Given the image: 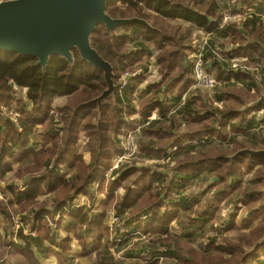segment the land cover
<instances>
[{
  "label": "trees",
  "instance_id": "1",
  "mask_svg": "<svg viewBox=\"0 0 264 264\" xmlns=\"http://www.w3.org/2000/svg\"><path fill=\"white\" fill-rule=\"evenodd\" d=\"M228 1H233L238 5L248 2V0H110L108 9L114 17H132L135 15L150 19L144 12L143 6L145 4L149 10L156 12L158 16L166 19H179L189 24V26L183 27L180 24L177 27L168 26L163 28L158 22L159 19H157L153 22L164 34L158 31L144 30L140 35L143 39L120 34L116 36L114 44L110 41L103 27L97 29L93 44L114 65L117 74L128 67H132L133 70L140 68L143 70L141 75L129 77L128 86L123 92L119 93L117 105H114L112 100H106L103 120L99 127L96 126L98 105L91 104L82 107L81 105L99 96L106 89V83L103 74L84 62L77 53V63L74 68L62 58L55 57L51 61L46 74L42 72L40 67L35 66L37 60L34 58L0 54V110L2 105L13 100L15 94L18 95L19 93V97L25 101V104L16 112L20 127L23 129L22 133H18L17 126L8 116L0 113V173L5 175L13 172V176L4 188L0 183V189L11 194L6 202L0 200V215L6 220L9 229L5 239L14 234L16 244L18 247L24 248L25 255L35 257L36 253L32 250V247H35L39 254L47 258L49 256L47 253L51 247L62 248L64 243L71 240L67 236L59 242L55 230L52 235L49 234V231L48 233L40 231V228H45L46 225L48 227L47 221L51 216L60 215L59 222H64L66 218H69L68 221H65V227L68 229L73 230L75 225L83 226V230L73 231L72 234L74 239L81 243V246H85L86 243L83 252H88L87 238L94 233V228L100 224L101 221L97 222L102 220L103 213H91L93 209L88 206L75 208V200L83 195L89 201H96V196L92 194V192L96 194V183L93 180L107 181V170L112 165L115 156L123 152L121 140L116 137L117 134L125 135L129 129L135 128L141 123L145 124L156 109L161 111L162 118H166L170 112V107L163 98L165 93H169L170 88L176 85L177 88L185 91L193 83L194 78L188 77L190 69L186 66V62L181 65L179 61L176 62V58L182 53V50L189 48V32L192 29L196 31L198 28L211 34L208 40L209 50L205 56V61L207 69L217 79V86L214 91L218 88V85H225V89H232L238 86L239 82H242L241 91L245 93L231 95L234 106L227 112H221L219 109L213 110L210 106L204 104L212 122H218L220 129L219 126H207L203 129L186 132L195 142L180 147L178 151L168 156L169 162L165 168L169 169L168 166L171 167V164L174 163L175 169L173 170L175 172L165 174L154 168L147 167L143 169V167L132 166L119 175L118 181L115 182L116 185L118 183L120 185L121 181L125 182L136 177L132 181V186L122 196L121 202L115 207L120 222L124 224L125 234L120 235V228H117L112 232L115 237L120 235L117 244H109L111 239H108L106 245L91 244L90 250L93 249L94 253L99 254L97 264H125L128 259L138 256L135 255V251L143 253L140 250L144 238L138 237V235L146 237V234L141 231L144 228L143 223L147 222L158 226L159 232L155 235L158 236L155 242H163V245L153 251L166 247L168 253L165 255L171 254L177 257L172 251V247H169L167 237H165L167 233H171L183 239L202 238L203 241L196 246L201 253L209 254L213 250L221 252L220 262H215L213 258L206 257L203 260L198 258L197 262L193 264H247L253 258H256L257 264H264V260H260L255 254L243 257L245 250L242 243L238 245H221L217 241L219 236H209L208 231L213 228L210 226L211 216L204 211L198 213L197 217L194 218L198 201L190 199L185 192L187 186L194 185L195 181H199L201 177L198 178V175H194V171L182 176L178 174L185 173L184 170L186 169H204L207 166L206 163L210 160L213 161L211 166L216 167L218 161L233 165L234 163H244L246 159H250V165L258 163L264 165V160L249 156L241 157L233 163L225 159L243 148L256 147L264 149V143L260 145L257 142L259 136L264 142V116L260 119L257 117L258 114L249 117V114L254 110L264 108L258 107L246 113L236 112L244 106V102L250 103L259 98V86L264 88V78L258 80L253 75L233 73L231 65V61L234 59H248L264 65L258 58L245 56L241 58L237 56V54L256 52L264 60V54L259 53L264 52V0L255 6L254 17L242 24L245 27L235 29L236 23H233L224 30H219L223 14L225 10H228L226 6ZM118 3L126 6V12L120 10ZM183 28L189 29V32L187 29L183 30ZM138 30L142 31L141 29ZM138 30L134 29L132 33L135 34ZM234 30L238 35H241L244 43L240 47L231 50V52H224L220 55L217 49L224 46H220L217 39L222 41V38L229 39V32ZM150 41H154L160 48V52L156 55L157 60L153 59L155 49L149 47L148 42ZM144 53L149 55L146 64H141L145 60L131 65L125 64L126 58ZM159 66L166 69V80L163 79L158 83L149 85L141 96L136 94L133 80H140L143 75L145 77L150 73L152 67L158 68ZM216 67H220L222 70V72L218 71L217 76ZM178 68H180V72H176ZM234 77L236 79H232ZM242 78L247 81L242 80ZM164 83L168 86L167 90L162 86ZM180 83L182 85H179ZM202 91L205 90H200L199 95ZM77 94L80 95V98L75 101L74 98ZM249 94H254V96ZM226 96L230 97L228 91ZM59 98H65L67 103L56 105V100ZM136 101L143 104V107L139 108L140 105L137 106ZM213 101L214 99L211 102ZM223 101L222 95H216L215 104ZM181 102L182 99H179L176 104L179 107L177 114L180 116L183 126H185V121L203 122L201 120L203 116L198 114L199 108L196 101H186L182 106ZM137 114L146 117L130 118L131 115L133 117ZM232 119H238L239 121L236 125L229 124ZM37 125L42 127L44 134L52 135V140L46 147L47 155L45 157L29 158L28 153L30 150H27V148L32 143L31 135L40 132L34 130ZM165 126L171 127L173 132H169ZM175 128V121L166 124L161 120H155L138 135V143L148 141V146L142 149L156 151L154 147L158 148L159 146L153 144L151 138L166 135L173 136L174 143L172 145H176L179 139L176 137L178 134ZM221 128L236 130L243 138L245 137L246 141H237L235 137L228 139ZM212 135L215 136L212 137ZM206 136H209V138L204 139ZM86 137L95 140L96 144L93 147L87 144L82 150L81 141ZM116 138L120 143L117 151L115 148ZM233 144L236 145L234 148H232ZM86 150H89L90 153L89 160H86ZM113 154L114 157L110 161ZM199 158L202 159L199 160ZM16 164L17 169L14 170ZM64 167L67 170L66 173L69 171V174L63 171ZM156 167L159 168V166ZM145 174L152 175L154 181L152 187L158 186L160 188L156 194H152V189L149 187H141L145 182ZM227 176L231 180L230 189L237 190L242 182L239 175ZM263 176L256 179V181H251V184L264 187ZM20 183H24L27 187L25 191L21 190ZM97 191H99V184ZM46 192L53 195L47 196ZM206 193L204 192V195ZM171 194L177 196V198H172ZM111 197H113V193L108 195V198ZM262 197H264V194L260 193V190L254 189L241 194V196L237 195L234 201L231 202L234 209L239 211L241 204L247 206L245 201L247 202L249 199L255 201ZM44 200L46 206L44 203H40ZM15 203L22 206V211H28L35 207L32 217H21L20 214L13 215L15 211H11V208ZM49 204L53 206L52 210V207H47ZM164 205L168 209L160 210L163 209ZM170 207L180 208L181 211L176 213ZM7 208H10V210H7ZM157 208L159 211L156 216L146 219L147 221L134 222L135 219L149 215ZM15 218L22 219L24 222L29 221V219L32 220V228L36 232V236L30 238L24 234L23 230L12 232ZM171 221L173 223L169 225ZM160 231L168 232L160 233ZM254 233H257V239L251 237L249 240H243L247 246L256 243L263 236L264 229ZM101 238L102 235H97L98 241ZM7 243L15 244L13 241H7ZM129 246H132L133 250L126 253L125 249ZM20 247L19 249L23 251ZM225 255H231L232 258H225ZM82 256L86 255L82 254ZM33 264H39V261L36 260Z\"/></svg>",
  "mask_w": 264,
  "mask_h": 264
},
{
  "label": "rangeland",
  "instance_id": "2",
  "mask_svg": "<svg viewBox=\"0 0 264 264\" xmlns=\"http://www.w3.org/2000/svg\"><path fill=\"white\" fill-rule=\"evenodd\" d=\"M137 1V0H136ZM191 1V0H188ZM262 1V0H258ZM257 0H248L247 3H242V4H250L253 5L254 3H256ZM259 4V3H258ZM235 5H238L237 3H234L233 1H228L227 3V8L228 10L225 11H234L235 9ZM118 7L120 8V10L122 12H126V6L118 3ZM144 12L149 16L150 20L154 21V20H158L159 24L161 25V27L163 28H167L168 26L170 27H177L178 25L182 24L181 22L176 21L175 19H166V18H162L160 16H158V14H154L153 12L149 11V8L144 4ZM226 8V7H225ZM135 16V15H134ZM133 17V16H132ZM185 27V26H183ZM187 27V26H186ZM243 28V25L241 24H236L235 29H240ZM138 30L139 28L137 27H133V28H129L127 30H120L119 31V35L125 32L126 33L130 30ZM187 28H183V30H186ZM198 29V28H197ZM225 29V28H224ZM189 32V29H187ZM245 32V31H244ZM139 32L137 33H132L129 32L127 35H131L132 37H137L140 39H143L142 36L137 35ZM202 34L198 33L197 31H190L189 32V40H188V45L189 48L182 50V53L176 58V62L179 61V63L182 65L184 62H186V66L190 69V73L188 75V77H192V73H193V66L190 62L193 63V57L196 54V51L202 46ZM222 38V37H220ZM128 39V38H127ZM222 40L217 39V42L219 43L220 46H228V48H233L235 46H241L244 41L241 37V35H238L236 33V31H232L229 32V39L227 38H222ZM170 43V42H168ZM126 45V44H125ZM152 45H154V49H159V46L153 41ZM127 46V45H126ZM196 48V49H195ZM196 50V51H195ZM217 51L219 52L220 55H222V53L227 52L226 50H224L222 47H219L217 49ZM160 52V51H159ZM262 55L264 54V52H259ZM237 56L244 58L242 56L245 57H249V58H258L260 61H262L264 63V60L262 59V57L256 53H250V54H237ZM143 55L139 56L138 55H134L131 56L130 58H126L125 60V64L131 65L133 62H137L140 60H143ZM154 60H157V57L155 56ZM264 66V65H262ZM135 72L133 70L132 67H128L126 70L124 69V71L122 70L118 75L119 77L121 76L122 78L125 77V73L126 72ZM180 68H178L176 70V72H180ZM218 71L222 70L220 69V67H216V76ZM166 69L164 67L159 66V69L157 71V77L156 79H165L166 76ZM252 75V74H249ZM232 77V76H231ZM146 80V78H143ZM232 79H236L235 77ZM166 80V79H165ZM160 81V80H159ZM179 85H182L181 83ZM167 86V84H165L163 86V88ZM236 86V85H235ZM225 85L224 86H219L218 88L214 91H202L201 92V99L199 101H197V107L199 108L198 110V114L203 116V119H201L203 122L202 123H195L192 121H185V126H183V131L182 134L186 133V132H192L196 129H203L207 126H219L220 129V124L218 122H212V119L209 117L208 113L206 112V108L204 106L208 105L210 106L213 110L219 109L221 112H227L229 110H231L234 106V101L231 99V95H236L238 93H241V89H239L237 86L233 87L232 89H225ZM171 91L169 93H165V96H171L172 93H174L177 89L180 90L179 88H177V85L175 87L170 88ZM204 90V89H203ZM183 91V90H180ZM227 91L230 93V97L228 98V96H226ZM245 93V92H242ZM216 95H222V97L224 98V101L222 103H217L215 104V100H216ZM251 96H254V94H249ZM179 96V95H178ZM256 96V95H255ZM80 95L77 94V96L74 98L75 101L79 100ZM212 99H214L213 102ZM210 102V103H209ZM67 103L66 99L65 100H61L59 101L56 105H65ZM208 103V104H207ZM25 104V101L23 99H21L19 97V93L18 95L15 94L13 100L9 101L7 104H4L1 106V110L0 113L2 115L8 116L17 126L18 129V133H22L23 129H21L20 124L18 122V118H17V114L16 112ZM194 106V105H193ZM140 108L143 107V104H140L139 106ZM257 110H254L253 112H251L249 115L256 114L258 112H256ZM108 112V111H107ZM155 115H157L156 113H154ZM258 115L260 117H258V119H260L261 117L264 116V110L260 112V114L258 113ZM257 115V116H258ZM145 118L146 116L142 115V116H133L131 115V119H138V118ZM197 117V116H196ZM131 121V120H130ZM238 119H232L229 124H234L236 125L238 123ZM135 122V121H133ZM201 122V121H200ZM229 126V125H228ZM167 127V130L169 132H173L172 128L169 126H165ZM215 127V128H216ZM226 128V127H225ZM34 130H38L40 132L33 134V139H36V141H42L44 139H47L45 137L49 136V139L52 140V135H46L43 133V129L40 125H37L34 127ZM133 131L132 129H129L127 131V133L125 135L122 134H117L116 137H118L119 139H122L123 137H125L126 135H128L129 133H131ZM221 131H223V133H225V135L227 136L228 139H230L231 137H235V139L237 141H243L245 142L246 139L245 137L243 138L240 134H238V132L236 130L232 131L229 129H222ZM38 136V137H36ZM44 136V137H43ZM215 135H212V137H214ZM31 139H32V135H31ZM48 140V139H47ZM117 141V138H116ZM258 144L263 145V141L261 136H259L258 140H257ZM35 144H38V142H33ZM89 144L90 147H93L96 142L95 140H90L89 137L84 138V141H82L81 144V148L84 150V147ZM259 145V146H260ZM236 145L233 144L232 148H234ZM250 146V145H248ZM118 147H120V143L117 141V144H115V148L116 151L118 149ZM35 147L33 145H31L30 147V151L28 153L29 154H34L31 153L32 150H34ZM17 151V150H16ZM15 151V152H16ZM89 150L85 151L86 154V160L90 159V153L88 152ZM36 156H38L39 158L41 157L40 153H35ZM114 157V154L112 155L110 161L112 160V158ZM43 158V157H42ZM187 158H189L187 156ZM191 159H195V158H191ZM202 158H199V160ZM11 161V160H10ZM213 161L210 160L208 161L206 164L208 165V168L205 169H186L185 174L186 173H191L192 171H194V175H198V178H200L199 181H197V184H195L191 189H189L186 193V195L190 198H192L193 200H197L198 204L195 207V211L196 214L194 215V218L197 217L198 213L201 212H206L208 213L209 216H211V222H210V226L213 228H210V233L212 236L215 235L216 237L219 236L218 238V243L221 245H238V244H243V248L245 250V253L243 255V257H248L250 255L255 254V256H258V258L260 260H264V245L260 246L258 249H256L255 252H253L252 254H248L246 255V253L249 251V249L255 244H252L251 246H247L243 240H249L251 237H253L254 239H257V233H254L258 230L264 229V197L260 198L259 200H247V202L245 201V203H247L245 205H240V210L236 211L234 209V207L232 206V202L234 201V199L238 196H241V194H245L246 192L250 191V190H254V189H258L261 190L263 188V186L261 185H252L251 181H256V179H258L259 177L264 175V165L263 164H254V165H250V159H246L244 163H234L233 165L228 164L227 162H222V161H218V165L216 166H210L211 163ZM217 162V161H216ZM249 165H247V164ZM142 166H149L151 168L157 169V167H155V164H149L148 162H143L141 164L140 167ZM213 168V170L209 171V169ZM159 171L163 172V173H167V170H164L162 168L158 169ZM63 171H65V173L67 172V170L65 169V167L63 168ZM168 173H171L170 170H168ZM69 174V171L68 173ZM146 175V174H145ZM227 175H239L240 179H241V183L239 184V186L237 187V190L233 191L232 189H230L229 184L231 183L230 178H228ZM13 176L12 173H8V174H1L0 173V183L3 185L2 187L4 188L7 184L8 181H10V178ZM136 177L130 178L128 181L122 182L119 185H116L115 182L118 181V178L113 179V178H108L107 181H100L95 180L94 183L99 184V191L98 188H96V194H94L92 192V194L94 196H96V201H89V199L87 198V202L85 199L80 198L77 200V202H81V203H87L86 205L88 207H92L93 212L96 213H103L102 215V220H98L97 223L100 224L96 226V228H94V233H92L88 238H87V244L89 245L87 247V251L86 253L83 252L85 246H81V243H79L76 239H74V235L72 234L73 231L79 232L81 230H83V226L82 225H75V228L72 229H68L65 227V221H68L69 218H66L64 222H59V216L60 215H56V216H51V222L47 221L49 224L48 227L47 225L45 226V228H40V231L44 232V233H48L52 235L55 232L58 234L57 238L58 241L61 242L62 240H64L67 236L71 238V240L69 242L64 243L63 247H51L49 252L47 253L49 256L46 258L43 255L39 254L38 250L35 247H32V250L36 253L35 257H30L24 254V248L20 247L21 249H23V251H21L18 247V245L16 244V239L14 238V234L9 235L6 238V234L9 233V229H8V225L6 223V220L4 219L3 216L0 215V264H33L36 260L39 261V264H97L98 259H99V254L98 253H94V250L91 249L90 250V245L91 244H97L99 245H106L108 239H111V241L109 242V244L112 243V240L115 238V236L113 235V233L110 230L109 223L111 222V217H114L116 215V211H115V207L118 203L121 202L122 200V196L125 195L126 190L132 186V181L135 179ZM144 183L141 185V187H149L151 188V192L152 194H156L157 192H159V188L155 187L153 188L152 185L154 184L153 181V177L152 175H146V178L144 179ZM146 185V186H145ZM27 189V187H26ZM25 189V190H26ZM22 190V189H21ZM22 190V191H25ZM204 192H207L204 195ZM48 195L47 196H52L53 194L50 192H46ZM113 193V197L108 198L109 194ZM11 194L7 191H3L2 189H0V200L1 201H5L8 198V196H10ZM172 198H175L174 195H172ZM249 201V202H248ZM40 203H44L45 204V200L44 201H40ZM166 205H164L163 207V211L168 209V207H165ZM47 207H52L51 210L53 209V206H51L50 204L47 205ZM75 207V206H74ZM77 208V207H75ZM172 208V207H170ZM35 207H32L30 210L28 211H22V206L20 204L15 203L12 208L11 211H15L13 215H18L20 214L21 217H27L30 218L32 217L33 213L35 212ZM174 210V212H179L181 211L180 208H172ZM7 210H10V208H7ZM158 208L156 209V212L153 214V216L157 215L158 212ZM145 218H139V219H135L134 222H142V221H147ZM233 219V220H232ZM54 220V221H53ZM56 220V223H55ZM29 222L32 224V220L29 219ZM172 221L169 223V225H172ZM144 224V228L141 231L143 234H146V237H144V235H138V237H143L144 241L141 243L142 248H141V252L139 251H135V255H138L136 258L133 259H128L126 261L125 264H193L194 262H197L198 258H200L201 260H203V258L206 257H211L214 259L215 262H220L221 261V252L219 250H213L211 253L206 254L204 252H200L196 246H198L199 243H201L203 240L202 238H198V239H183L181 237H176L171 233H167L166 232H161L160 233H167L165 235V237H167V243L169 245V247H172V251L177 255V257L172 256L171 254L169 255H164L163 257L158 256L157 257V253L155 251H153L154 249L160 247L161 245H163V242H155L156 238L158 236H155L159 231H158V226L155 224H150V223H143ZM18 229V223H17V219L16 221L14 220L13 226H12V232H15V230ZM121 230V232H120ZM119 230V234H125V229H120ZM214 230H218V233L216 234V232ZM140 232V233H141ZM34 235H36V233L34 232ZM32 235V236H34ZM71 235V236H70ZM97 235H102V238L97 239ZM264 235V234H263ZM136 237V238H138ZM135 238V239H136ZM7 241H13L15 244L12 245L11 243H7ZM199 241V242H196ZM155 242V243H154ZM48 243V242H46ZM25 244V243H24ZM96 247V246H94ZM93 248V247H92ZM133 247L129 246L125 249L126 253L129 251H132ZM205 255H204V254ZM82 254L86 255V256H82ZM246 255V256H245ZM225 258H232L231 255H225ZM233 264V263H232ZM247 264H257L256 258L254 259H250ZM259 264V263H258Z\"/></svg>",
  "mask_w": 264,
  "mask_h": 264
},
{
  "label": "water",
  "instance_id": "3",
  "mask_svg": "<svg viewBox=\"0 0 264 264\" xmlns=\"http://www.w3.org/2000/svg\"><path fill=\"white\" fill-rule=\"evenodd\" d=\"M109 3L110 0H0V54L34 58L37 60L35 66L40 67L44 74L55 57L62 58L74 68L78 54L84 62L103 74L106 89L81 105H98L97 127L103 120L106 100H112L117 105L120 93V77L114 65L93 44L97 29L103 27L112 44L122 29L137 27L142 31L164 34L150 19L112 16ZM259 92V98L250 103L244 102V106L236 112L264 108V88L259 86ZM248 156L264 160V149L243 148L225 159L233 163ZM260 193L264 194V187ZM263 245L264 235L246 255Z\"/></svg>",
  "mask_w": 264,
  "mask_h": 264
},
{
  "label": "built area",
  "instance_id": "4",
  "mask_svg": "<svg viewBox=\"0 0 264 264\" xmlns=\"http://www.w3.org/2000/svg\"><path fill=\"white\" fill-rule=\"evenodd\" d=\"M258 3H260V1L258 2V0H257V2L254 3L253 5L239 4V5H235L234 11H231V12L225 11L223 14V17L221 19V24H220L219 30H224V28H226L228 25L233 24V23L242 25V24H244V22L249 21L251 18L254 17V14L256 11L255 6H257ZM248 28H250V26H248ZM198 31L203 34L204 38L202 39L203 40L202 46L196 51V54L193 57V63H192L193 73L192 74H193V78H194V84L191 86L190 91H189L190 97L197 96V92L200 90L204 89V90L211 91V90H214L215 87L217 86V79L207 69L206 61H205V56L209 50L208 40L211 37V34L205 33L204 31H202L200 29H198ZM135 38H137V37H135ZM139 55H141V54H139ZM231 63H232L231 64L232 70L234 71L233 73L252 74L258 80H262L264 78V66L257 63L256 61H251L248 59H234L231 61ZM134 71L135 72H133V73L127 71L125 73L124 78H122L120 76V80H119L120 93L123 92V90L128 86L129 77L131 78V77L139 76L143 73V70L141 68L136 69ZM188 94L186 95V97H183V96L178 97V98L175 97L176 99L173 100V103L169 109L170 112L166 118H162L161 111L157 110V115H152L151 117H149L147 119L145 124L141 123V124L137 125L135 128H133V131L131 133H129L128 135H126L125 137L120 139L121 140V149L123 152L121 154H118L115 156L112 165L109 167V169L106 172L107 178H113V179L118 178L119 179V175L125 169H128L129 167H132V166L140 167L143 162L149 161L150 158L148 157V153L142 149V148H144V146L146 147L148 143L145 142V143L139 144L138 143V135H140L142 133L143 129L146 126H149L153 121L161 120V121H163V123H166V124H171L172 121H175V126L177 129V132H180L182 130V125L179 122L180 116H178V114H177L179 107L177 106L176 101L179 99H182L181 106L184 105L186 101H189ZM263 110L264 109H260V110H257L256 112L259 113ZM253 113H255V112H253ZM258 113H256V114H258ZM249 117H250V115H249ZM208 138H209V136L204 137V139H208ZM194 142L195 141L187 142L183 146H187V145L192 144ZM183 146H180V147H183ZM180 147L176 145V146H172L171 148H169L166 152H164L161 155L160 158H158L157 162L154 163L155 167L159 166V168L167 170V172H168V169L165 168V166L169 162L168 156L171 154H174L176 151H178V149ZM211 164H213V162ZM174 165L175 164L172 163L171 167H174ZM142 167H144V166H142ZM159 168L157 167V170ZM207 168H208V165H207ZM211 169H209V171H211ZM178 174L180 175V173H178ZM114 175H116V176H114ZM93 181H95V180H93ZM187 184H189V183H187ZM195 184H197V181H195L194 185ZM19 185H20L22 190L26 189V186L24 185V183H20ZM194 185L187 186L185 189V192L187 193V191L189 189H191ZM96 188H98V184H96L95 189ZM175 197L177 198V196H175ZM80 198L85 199L87 202V198L84 197L83 195H81L75 200L74 206L77 208L87 206L86 205L87 203L77 202V200ZM190 199H192V198H190ZM160 210H163V209L161 208ZM155 212H156V210L152 211L149 215H145L142 218L148 219V218L152 217ZM15 221H16V218H15ZM48 221L51 222V218H49ZM17 223H18L17 231L23 230L24 234L26 236H29L30 238H33L36 236V235H34L35 231L32 228V224L28 220H27V222H24L22 219H17ZM109 226H111L110 227L111 232L115 231L117 228L124 229V224L122 222H120V217L118 216L117 213L114 217H111V222L109 223ZM208 232L210 233V231H208ZM215 232H216V234L218 233V231H215ZM32 235H34V236H32ZM209 236L211 237L212 235L209 234ZM213 236H215V235H213ZM118 237H120V235L115 237L112 240L111 244H117ZM155 252L157 253V257L158 256L163 257L165 254L168 253V248H166V247L159 248V249L155 250Z\"/></svg>",
  "mask_w": 264,
  "mask_h": 264
},
{
  "label": "crops",
  "instance_id": "5",
  "mask_svg": "<svg viewBox=\"0 0 264 264\" xmlns=\"http://www.w3.org/2000/svg\"><path fill=\"white\" fill-rule=\"evenodd\" d=\"M261 2V1H260ZM149 11H151V12H153L152 10H149ZM154 14H156L155 12H153ZM176 21H178V22H181L182 23V25L183 26H189V24H187V23H184L183 21H181V20H179V19H175ZM196 31L198 32V33H200L197 29H196ZM129 32H132V30L130 31H128L126 34H128ZM138 35H142V33H143V31H139L138 30ZM122 34H125V32L124 33H122ZM200 34H202V33H200ZM130 35V34H129ZM204 37H203V34H202V38H201V41H203L202 39H203ZM152 43H153V41H150V42H148V45H149V47L150 48H152V47H154V45H152ZM239 47V46H238ZM237 46H235V47H231V48H228V46H224V47H222L224 50H226L227 52H231V50H234V48H238ZM155 48V47H154ZM153 48V49H154ZM196 49V48H195ZM159 49H155V52H154V56H153V59H154V57L159 53ZM196 51V50H195ZM141 55H143V60H145V61H143V62H141V64H146V60L148 59V57H149V55L148 54H141ZM141 55H139V56H141ZM152 59V60H153ZM140 61H142V60H140ZM140 61H137V62H140ZM137 62H133V63H137ZM191 64H192V62H190ZM158 69H159V67L158 68H151V71H150V73L149 74H147L145 77H144V75L142 76V78L140 79V80H138V81H136V80H133V86H134V89H135V91H136V94H138V95H142L143 94V92H144V90L149 86V85H151V84H153V83H158V82H160L162 79H159V80H157L156 79V77H157V71H158ZM193 75V74H192ZM143 77L144 78H146V80L145 79H143ZM192 79H193V76H192ZM194 80V79H193ZM242 80H244V81H247L245 78H242ZM194 84V81H193V83L185 90V91H180V90H176L174 93H172V95L171 96H165L164 95V97L163 98H165V100L167 101V105L170 107L171 105H172V103H173V100L174 99H176L175 97H181V96H183V97H186V95L189 93V91H190V88H191V86ZM165 85V83L162 85V86H164ZM167 87L168 86H165L164 87V89H166L167 90ZM239 89H241L242 87H243V83L242 82H239V84H238V86H237ZM179 95V96H178ZM199 96V98H197ZM201 95H199V91L197 92V96H193V97H190V93L188 94V98H189V101H196V105H197V101H199L201 98ZM197 98V99H196ZM61 100H65V98H59V99H57L56 100V104L59 102V101H61ZM140 102H141V99H140ZM136 105L138 106V105H140L139 104V102L138 101H136ZM139 107V106H138ZM140 108V107H139ZM157 110L158 109H156V110H154L153 111V113H152V115H155L154 113H156L157 114ZM259 114H260V112H259ZM253 115H257V114H251L250 116H253ZM137 116H139V114H137ZM257 117H260L259 115L257 116ZM179 122L181 123V121H180V119H179ZM181 125H182V123H181ZM175 131H176V133L178 134V136H176L178 139H179V142H178V144H176L177 146H183V145H185L187 142H191L192 140H193V138H191V137H189L186 133H184L183 135H181L182 134V131H183V125H182V130L180 131V132H177V129L175 128ZM180 135V136H179ZM33 136L34 135H32V143L28 146V148H27V150H30V147H31V145H33L34 147H35V149L34 150H32V152L31 153H34V154H29L28 155V157L29 158H35V157H37V158H39L38 156H36L35 155V153H40V155H41V157L40 158H42V157H45L46 155H47V149H46V147H47V145L51 142V140L49 139V136H47V137H45V138H47V139H44V140H42V141H36V139H33ZM36 137H38V136H36ZM44 137V136H43ZM173 138V136H166V135H161L160 137H157V138H151V140H152V143L153 144H157L159 147L158 148H156V147H154L155 149H156V151H153V150H149V151H146L147 153H148V155H150V156H148L150 159H149V161H148V163L149 164H152V163H155V162H157V160H158V158H160L161 157V155L164 153V152H166L169 148H171L172 146H176V145H172L173 143H174V140L172 139ZM82 141H84V139L82 140ZM82 141H81V144H82ZM33 142H38V144H35V143H33ZM145 142H147L148 143V141H144V142H142V143H145ZM147 146H148V144H147ZM146 146V147H147ZM145 146H144V148H146ZM83 150V149H82ZM207 165V164H206ZM151 168V167H149V166H144L143 167V169H145V168ZM169 167V169L168 170H170L171 171V173L174 171L175 172V170H173V169H175V167H170V166H168ZM205 168H207V166L205 167ZM204 168V169H205ZM17 169V164L14 166V170H16ZM168 173V172H167ZM167 173H165V174H167ZM12 174H13V172H12ZM170 174V173H169ZM182 175H185V173H180V176H182Z\"/></svg>",
  "mask_w": 264,
  "mask_h": 264
}]
</instances>
